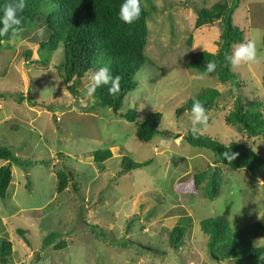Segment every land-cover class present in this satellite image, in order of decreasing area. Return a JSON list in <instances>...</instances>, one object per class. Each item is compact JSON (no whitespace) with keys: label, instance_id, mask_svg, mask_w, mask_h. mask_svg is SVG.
<instances>
[{"label":"rangeland","instance_id":"rangeland-1","mask_svg":"<svg viewBox=\"0 0 264 264\" xmlns=\"http://www.w3.org/2000/svg\"><path fill=\"white\" fill-rule=\"evenodd\" d=\"M234 1L142 0L150 10L146 62L136 76V89L117 110L94 108V97L81 103L87 75L74 82L76 95L67 90L64 47L53 53L41 48L49 38L43 22L0 48V145L24 161H38L27 169L13 164V180L6 198L0 199V240L13 244L10 264H235L209 251L201 221L224 216L234 231L254 222L264 225V167L255 177L247 169L234 171L216 163L212 151L186 141L191 112L180 117L176 112L204 90H219L222 95L199 134L221 143H244L264 158V134L250 138L225 119L239 95L245 105L264 102V0H240L233 17L244 31V42L254 40L258 52L256 62L233 66L241 88L216 76L198 78L187 65L192 53H216L220 42L222 23L198 28L197 12ZM20 98L25 100L20 103ZM131 109L138 112V122L161 113L160 130L168 133L140 141L137 124L121 116ZM105 149L113 157L100 167L94 152ZM125 156L153 162L125 174ZM4 164L0 160V167ZM63 168L71 181L59 193L57 172ZM217 168L221 194L208 200L209 179L196 188L194 176ZM178 225L188 231L174 248L170 234ZM53 232L61 236L57 243L66 242L65 249L43 248ZM126 240L131 241L121 246ZM254 245L264 246V237Z\"/></svg>","mask_w":264,"mask_h":264},{"label":"trees","instance_id":"trees-1","mask_svg":"<svg viewBox=\"0 0 264 264\" xmlns=\"http://www.w3.org/2000/svg\"><path fill=\"white\" fill-rule=\"evenodd\" d=\"M6 0H0V5ZM123 0H25L26 7L23 10V30L36 22H43L49 33L47 41L41 44L43 50L51 53L64 47L65 62L63 64V81L67 90L76 95L78 92L75 81L82 79L90 69H96L106 62H111L114 74L121 76L120 91L116 95L108 92L107 86L96 90L94 108H117L121 109L127 94L137 87L136 76L146 62L145 48L149 37L148 17L150 10L146 9L141 2V14L132 24H126L118 18L119 6ZM240 0L233 4L219 3L212 8H203L197 12L196 27L211 25L220 21L221 35L216 53L200 51L192 53L187 63L188 67L197 73L205 72L204 63L215 60L217 68L213 73L203 76H216L223 84L231 83L241 88V81L234 67L225 59L226 54L233 51V47L245 41L244 31L234 24V14L239 8ZM21 34L18 33L17 36ZM16 36V37H17ZM13 39V38H12ZM9 43V37L0 38V48ZM264 44V37H263ZM222 93L217 89L204 90L198 99L211 111L221 97ZM25 98H20L22 103ZM193 100L188 101L179 109L177 116H182L192 107ZM93 108V109H94ZM138 112L135 109L128 110L121 116L131 123L137 124L136 137L143 142H151L157 135L167 134L160 130L162 114L154 112L149 114L142 122H138ZM229 125L237 127L248 137H258L264 134V102L253 101L244 103L242 95L236 98L233 110L226 116ZM186 141L193 147L207 149L214 153L216 163H222L231 170H249L253 176H259V171L264 167L263 156L252 147L244 143L232 142L229 150L237 153L233 161H227L223 153L228 149L225 146L202 134L193 135L191 130L186 136ZM113 157L110 149L94 152V162L102 167L104 163ZM0 160L7 162L0 167V199L7 196L9 186L13 180L12 165L16 164L25 169L30 168L38 161H24L19 158L10 147L0 145ZM40 162V161H39ZM153 160L136 162L131 157L125 156L122 163V172L129 173L151 165ZM45 163L44 161L41 164ZM59 193H63L69 186L71 174L67 168L57 172ZM209 179L205 187L204 196L208 200H214L221 194L222 174L220 170L204 171L194 176V185L199 188L200 184ZM74 189L79 188L74 183ZM129 223V229L132 226ZM202 230L208 235V249L221 261L233 259L235 264H264V246L256 247L254 244L259 238L264 237V225L254 222L242 230L234 231L226 217H214L201 221ZM98 229V226H92ZM186 226H175L170 234L172 247L177 248L187 234ZM19 233L27 241L24 231ZM101 234L104 236L103 232ZM60 234L53 232L47 236L43 243L46 249L55 245L56 250L67 247L66 242L57 243ZM126 240L121 246L129 244ZM57 243V244H56ZM152 251H157L152 248ZM13 255L11 241L0 240V264H10Z\"/></svg>","mask_w":264,"mask_h":264},{"label":"clouds","instance_id":"clouds-1","mask_svg":"<svg viewBox=\"0 0 264 264\" xmlns=\"http://www.w3.org/2000/svg\"><path fill=\"white\" fill-rule=\"evenodd\" d=\"M25 7V0H6L5 3L0 5V38L8 36L9 43H11L12 38L23 31V10ZM140 14V0H123L119 6L118 18L126 24H132L139 18ZM225 59L232 66L256 62L258 60V52L255 41L249 39L246 42L239 43L232 52L226 54ZM216 68L217 62L215 60H208L204 63L206 73H213ZM205 72L198 73L197 77L202 78ZM86 75L89 84L86 87V91L82 94L81 103H84L88 98H92L96 90L102 86H107L111 95L119 93L121 76L113 73L110 61L96 69H90ZM190 112L191 132L196 135L206 126L208 120L206 108L198 99H194ZM222 144L228 149L223 153V157L229 162L233 161L237 153L229 150V144L223 142ZM258 214L260 216L259 210Z\"/></svg>","mask_w":264,"mask_h":264},{"label":"water","instance_id":"water-1","mask_svg":"<svg viewBox=\"0 0 264 264\" xmlns=\"http://www.w3.org/2000/svg\"><path fill=\"white\" fill-rule=\"evenodd\" d=\"M6 46V45H5ZM115 110H117V108H114ZM217 259H219V257H216Z\"/></svg>","mask_w":264,"mask_h":264},{"label":"crops","instance_id":"crops-1","mask_svg":"<svg viewBox=\"0 0 264 264\" xmlns=\"http://www.w3.org/2000/svg\"><path fill=\"white\" fill-rule=\"evenodd\" d=\"M4 163H5V161H4Z\"/></svg>","mask_w":264,"mask_h":264}]
</instances>
